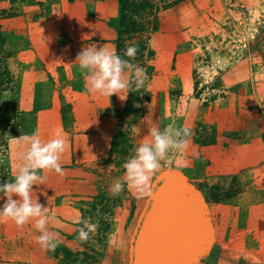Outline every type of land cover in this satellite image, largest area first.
<instances>
[{"label": "rangeland", "instance_id": "obj_1", "mask_svg": "<svg viewBox=\"0 0 264 264\" xmlns=\"http://www.w3.org/2000/svg\"><path fill=\"white\" fill-rule=\"evenodd\" d=\"M107 1L101 0L104 7L110 6ZM126 1L138 32L130 38L124 34L116 54L145 68L147 80L138 91L135 85L125 90L122 105L107 111L114 120L110 141L121 156L103 158L107 167L101 169V189L84 205L68 207L78 221L90 219L99 226L82 243L77 237L83 225L73 222L76 231L61 247L68 251L59 253L61 264H127L132 222L147 195L138 198L125 186L119 196L112 197L110 185L124 176L122 166L134 148L151 139L149 128L163 130L173 122L191 130L188 147L162 162L150 180L149 193L162 170L185 171L206 196L213 216V246L200 264H264V0ZM58 3L0 0L5 48L12 54L7 66L14 77V88L3 102L23 112L39 109L35 132L42 142L45 135L51 138L60 129L47 127L44 117L49 114H39L53 108L50 114L56 120L69 112L68 94H62L59 79L51 76L63 69L65 62L59 63V58L64 55L58 50L73 31L65 22L59 27V16L51 11ZM117 8V15L108 14L104 23L113 32ZM132 43L138 46L134 59L124 55ZM114 98L108 97L109 107L116 103ZM104 102L101 97L99 104ZM14 140L0 143V183L10 182L22 164L26 145L18 147ZM211 187H218L217 203L207 197ZM10 223L11 219L0 220L8 240L24 233L26 224L14 233L7 230ZM160 235L151 232L145 243L146 264L158 259L159 248L172 243L170 234ZM20 240L27 242L18 238L15 243ZM176 243L179 253L182 246L187 247ZM187 259L186 253L179 257L182 263Z\"/></svg>", "mask_w": 264, "mask_h": 264}, {"label": "crops", "instance_id": "obj_2", "mask_svg": "<svg viewBox=\"0 0 264 264\" xmlns=\"http://www.w3.org/2000/svg\"><path fill=\"white\" fill-rule=\"evenodd\" d=\"M44 2L45 0H37ZM58 4L51 7V11L58 14L56 20L60 25L68 24L71 27L72 34L65 42V47L60 46L59 52L62 53L59 63L64 61L63 69L59 68L56 76L62 89V94H68L67 106L69 107L66 118L63 116L53 119V108L51 112H41L49 114L44 117V123L47 127L56 125L59 127V133L48 137L45 135L43 142L51 139L62 138L65 140V151L61 156L62 174L53 171H45V181L43 185H34L31 193L33 201H38L47 207V215L49 222L46 225L51 232L58 233V246L54 251H46L40 247L36 241V237L40 235L35 229V220L26 223L24 233L14 234L8 240V234L4 235L5 229H0V264H61V256L55 253L58 248L66 246L68 236L75 233L73 224L78 221L76 213L69 210V206H82L95 196L100 187L101 174L106 171V162H101L103 158L109 156L111 143V126L113 125L107 111L111 108H119L124 102L125 91L120 93L121 99L117 95L116 103L109 107L108 97L98 94H89L86 91V81L84 75L80 72L76 57L78 53L85 47L96 45L98 48L104 46L109 51L116 53L115 32L104 25L108 20L106 16L117 15V1L109 0V7L101 0H58ZM104 5V6H103ZM95 12L94 14L91 12ZM103 11V13L101 12ZM90 13V15H88ZM103 14V17L101 15ZM92 15V16H91ZM101 18L104 19L101 21ZM70 25V26H69ZM64 46V44H63ZM55 62V61H54ZM57 72V70H55ZM125 77L129 78L128 72L125 71ZM56 80L54 79V82ZM69 81V85L64 84ZM64 84V87H62ZM73 85H81L80 90H73ZM101 97L104 104L100 105ZM114 98V100H115ZM56 115V114H54ZM46 116V115H45ZM41 121V120H40ZM41 139V138H40ZM15 145L22 147L23 145L14 140ZM100 169V170H99ZM101 169H105L102 171ZM15 198V197H14ZM93 198V197H92ZM3 200L0 201L2 205ZM6 220V219H4ZM74 222V223H73ZM11 228L15 233L18 226L12 221ZM11 230V231H12ZM18 238L27 239V242L16 244ZM13 240V241H11ZM194 251H203L204 248V231H201L200 238H197L194 245ZM261 249V248H260ZM263 249V248H262ZM5 262V263H4ZM185 264V263H184Z\"/></svg>", "mask_w": 264, "mask_h": 264}, {"label": "clouds", "instance_id": "obj_3", "mask_svg": "<svg viewBox=\"0 0 264 264\" xmlns=\"http://www.w3.org/2000/svg\"><path fill=\"white\" fill-rule=\"evenodd\" d=\"M137 51L138 46L132 43L126 46L124 55L134 59ZM76 61L85 77L86 91L89 94L109 98L117 95L121 99L120 93L130 89L132 85H135V90L138 91L144 87L147 80L145 68L122 59L104 46L98 48L91 45L83 48ZM125 70L132 73V76L126 78ZM147 135L151 139L134 148L133 154L123 164L124 176L117 178L110 185L112 197L119 196L125 186L134 190L138 198L148 195L151 178L170 155L182 153L188 147L191 130L178 128L173 122L163 130L152 126ZM18 141L26 145V150L22 154V164L14 178L10 182L0 183V200L4 201L0 205V220L11 219L18 227L35 220L34 227L40 233L36 237L37 243L46 251H54L58 246L56 238L59 234L47 229V207L41 204L38 198L33 201L31 193L34 185L44 184L45 171L54 170L62 174L60 160L65 151V140L56 138L42 142L39 133L35 132L32 135L20 136ZM78 223L83 225L78 229L77 237L82 243L87 242L90 234L95 233L99 226L90 219H82Z\"/></svg>", "mask_w": 264, "mask_h": 264}, {"label": "water", "instance_id": "obj_4", "mask_svg": "<svg viewBox=\"0 0 264 264\" xmlns=\"http://www.w3.org/2000/svg\"><path fill=\"white\" fill-rule=\"evenodd\" d=\"M157 183L154 191L149 193L148 208L140 217L135 240L129 249L131 253L129 264H146L143 255L148 240L147 227L158 215L164 214L171 217L170 221L169 218L168 221H164V225L171 230V235H175L177 240L180 235L181 242L187 238L188 247L182 246L179 253L176 239L173 238L172 243L165 244V247L157 250L158 259L151 261V264H200L210 254L214 242L213 216L206 196L186 172L178 168L162 170L153 185ZM201 227L204 231L205 249L196 252L191 242L195 239L193 235L195 230L200 238ZM179 228L181 232L177 235ZM162 236L164 235L161 234L160 237ZM184 253L188 259L182 263L179 257Z\"/></svg>", "mask_w": 264, "mask_h": 264}, {"label": "trees", "instance_id": "obj_5", "mask_svg": "<svg viewBox=\"0 0 264 264\" xmlns=\"http://www.w3.org/2000/svg\"><path fill=\"white\" fill-rule=\"evenodd\" d=\"M118 6L119 17L115 26V32L117 33L115 47L117 51L124 34H128V37L130 38L132 34L138 32L136 30V23L130 17L131 12H127L128 2L126 0H118ZM4 33V28L2 29L0 25V143L5 145V143L17 139L20 136L32 135L33 132L35 133L36 114L39 112V109L37 108L30 112H23L5 105L3 102L4 96L12 92L14 88V77L7 66V60L12 54L5 48L6 36ZM110 154L114 156H119L121 154L117 150V145L111 143ZM126 155V153H122V157ZM193 177L197 178L198 175L195 174ZM219 196L218 187H211L207 195L209 201L211 203H217L220 201ZM60 252L68 253L66 249L59 248L57 249L55 256Z\"/></svg>", "mask_w": 264, "mask_h": 264}, {"label": "bare ground", "instance_id": "obj_6", "mask_svg": "<svg viewBox=\"0 0 264 264\" xmlns=\"http://www.w3.org/2000/svg\"><path fill=\"white\" fill-rule=\"evenodd\" d=\"M169 218V221H170V219H171V217L170 216H167L166 214H164V216H157L153 221H151V222H149V226L147 227V236L146 237H148L149 238V236H150V234H151V232L153 233V231H157L158 232V234H162L163 235V233H167V234H170L171 235V230L169 229V228H167L165 225H164V221H168L167 219ZM181 229L179 228L178 229V234L177 235H179V232H181L180 231ZM196 230L194 231V233H193V235H194V237H195V239L191 242V245H195V241L197 240V238H198V232H196ZM201 234V230H200V232H199V235ZM172 237H171V240L170 241H172L173 240V238H175V239H177L176 238V236L174 235H171ZM197 237V238H196ZM187 238H185V240L183 241V242H181V238H180V235H179V239H178V242L179 243H184V245H187V247H188V241L186 240ZM177 241V240H176ZM181 244V245H182ZM185 247V246H184Z\"/></svg>", "mask_w": 264, "mask_h": 264}, {"label": "flooded vegetation", "instance_id": "obj_7", "mask_svg": "<svg viewBox=\"0 0 264 264\" xmlns=\"http://www.w3.org/2000/svg\"><path fill=\"white\" fill-rule=\"evenodd\" d=\"M157 185H158V183L153 185L152 191H154V189L157 187ZM148 205H149V195L146 196V199L144 200L142 207L140 208L137 215L134 216V219L132 222L131 234H130L129 239H128V250L130 249L131 244H133V242L135 240V233H136V230L138 229V227L140 225L139 224L140 217L143 214V212L148 208ZM128 252L129 253H128V258H127V264H129V260H130V256H131L130 250Z\"/></svg>", "mask_w": 264, "mask_h": 264}]
</instances>
